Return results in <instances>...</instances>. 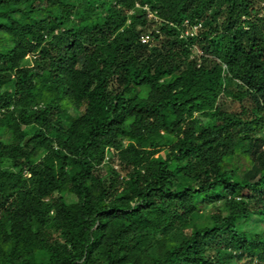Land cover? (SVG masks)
Returning a JSON list of instances; mask_svg holds the SVG:
<instances>
[{"label": "trees", "instance_id": "16d2710c", "mask_svg": "<svg viewBox=\"0 0 264 264\" xmlns=\"http://www.w3.org/2000/svg\"><path fill=\"white\" fill-rule=\"evenodd\" d=\"M263 147L264 0H0V264H264Z\"/></svg>", "mask_w": 264, "mask_h": 264}, {"label": "built area", "instance_id": "2783aa9c", "mask_svg": "<svg viewBox=\"0 0 264 264\" xmlns=\"http://www.w3.org/2000/svg\"><path fill=\"white\" fill-rule=\"evenodd\" d=\"M145 10L148 11V8H145ZM149 18H153V15L150 14ZM186 25L188 27V29L184 33V36L186 38L195 37L197 35L198 31L200 29H202V25L201 24L197 25V26H193V25L190 26L189 23L187 22ZM140 40H141L142 44L146 45V44H149L151 42L152 36L148 33V34L142 35ZM199 54H200V52H199Z\"/></svg>", "mask_w": 264, "mask_h": 264}, {"label": "rangeland", "instance_id": "374dc122", "mask_svg": "<svg viewBox=\"0 0 264 264\" xmlns=\"http://www.w3.org/2000/svg\"><path fill=\"white\" fill-rule=\"evenodd\" d=\"M263 152H264V147H263ZM241 165H243V166H247V162H246V161H243V162L241 161L240 166H241ZM244 169H245V168L243 167L242 170H241V172H240V175H241L242 178H247L248 176L245 175V174L242 172V171H244ZM201 224H203V223H201Z\"/></svg>", "mask_w": 264, "mask_h": 264}, {"label": "clouds", "instance_id": "9594fccd", "mask_svg": "<svg viewBox=\"0 0 264 264\" xmlns=\"http://www.w3.org/2000/svg\"><path fill=\"white\" fill-rule=\"evenodd\" d=\"M146 7H144V9H145ZM149 17V16H148ZM142 37V36H141ZM141 41V40H140ZM152 41V40H151Z\"/></svg>", "mask_w": 264, "mask_h": 264}]
</instances>
